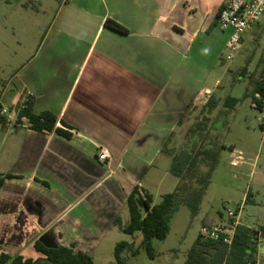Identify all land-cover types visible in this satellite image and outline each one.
<instances>
[{
	"label": "crops",
	"instance_id": "1",
	"mask_svg": "<svg viewBox=\"0 0 264 264\" xmlns=\"http://www.w3.org/2000/svg\"><path fill=\"white\" fill-rule=\"evenodd\" d=\"M224 3L60 0L42 43L15 74L11 107L31 95L33 112H52L72 137L35 131L12 115L0 123V174L13 176L0 188L2 252L33 258L41 242L94 261L102 242L121 232L115 220L128 224L135 188L154 205L164 187L175 190L178 177L159 159L173 158L183 128L190 140H205L234 98L217 97L230 55L231 31L218 27ZM108 19L128 33L107 28ZM199 122L202 130L192 132Z\"/></svg>",
	"mask_w": 264,
	"mask_h": 264
},
{
	"label": "rangeland",
	"instance_id": "2",
	"mask_svg": "<svg viewBox=\"0 0 264 264\" xmlns=\"http://www.w3.org/2000/svg\"><path fill=\"white\" fill-rule=\"evenodd\" d=\"M59 4L60 0H0L1 103L15 118L16 106L11 107V104L14 91L20 85L15 74L42 43ZM36 9H39V15ZM225 69L227 73L222 78L223 87L218 90L217 97L231 95L237 98L235 108L221 115L205 140H190L193 136L187 127L170 146L174 154L192 151L199 146H208V141L214 137V142L222 146L197 215L193 216L186 205L179 207L171 219L167 238L152 241L154 259L141 245L142 238L118 231L102 242L94 256V264H116L115 248L123 241L134 242L135 248H139L137 255L124 250L123 257L128 264H184L201 228L211 221H226L228 210L241 205V223L259 232L257 258L258 264H264V232L260 231L264 227V131L260 126V113L252 107L254 83L264 69V16L244 34L240 49L227 60ZM236 79L241 81L231 87ZM233 150L237 152L236 159L232 156ZM235 160L239 162L237 167L233 166ZM161 164L171 167L172 159L163 155L159 159ZM173 190L163 188L167 193ZM247 194H250L248 199ZM161 199L157 196L156 203ZM32 257L38 260L43 255L35 252Z\"/></svg>",
	"mask_w": 264,
	"mask_h": 264
},
{
	"label": "trees",
	"instance_id": "3",
	"mask_svg": "<svg viewBox=\"0 0 264 264\" xmlns=\"http://www.w3.org/2000/svg\"><path fill=\"white\" fill-rule=\"evenodd\" d=\"M105 26L123 34L128 33L125 27L112 19H108ZM254 84L252 99L255 93L264 91V69L261 77ZM1 97L0 95V112L4 109ZM21 99V102L16 105L18 119L27 118L30 128L35 131L55 133L65 140H71L72 134L68 130L70 128L64 122L62 125L65 129L57 127L58 118L55 114L49 111L35 114L33 112L34 97L23 94ZM238 101L236 98H230L226 108H233ZM208 107L209 104H206L205 108ZM211 111L212 108L209 113ZM7 119V116L0 114L1 124L5 125ZM204 120L207 121V118ZM203 124V122H199L191 131L200 132ZM221 147L216 142H211L205 147L199 146L192 151L183 150L176 153L172 158L171 173L178 177V184L173 192L164 194L161 202L157 205L153 204V197L148 192L141 193L138 188L131 192L127 200L130 216L128 224L123 225L120 218H117L114 224L127 235L133 236L137 232L141 233V245L147 250L151 259L155 257L152 241L167 238L170 232L171 219L181 205H186L193 216L199 212L202 198L217 165ZM11 177L13 176L10 174H0V188L5 180ZM249 195L247 194V199ZM260 231L264 232V227ZM258 234L259 232L241 224L230 246L217 241H203L199 236L188 252L184 264L257 263ZM34 247L37 252L44 256L43 258L35 260L22 256L12 257L0 249V264H94L91 256L83 252L74 253L70 248H48L41 242H36ZM124 250H128L132 255L139 253V248H135L134 242L123 241L118 243L115 248L117 264H128L123 257Z\"/></svg>",
	"mask_w": 264,
	"mask_h": 264
},
{
	"label": "built area",
	"instance_id": "4",
	"mask_svg": "<svg viewBox=\"0 0 264 264\" xmlns=\"http://www.w3.org/2000/svg\"><path fill=\"white\" fill-rule=\"evenodd\" d=\"M264 16V0H225L223 8L218 17V27L221 30H230V37L226 48L229 51V59H232L234 54L240 49L244 34L253 26L258 24ZM252 107L260 113L259 121L262 130L264 131V91L254 94L252 99ZM1 115L12 118L9 110L4 108ZM237 152L233 151L232 156L236 159ZM108 152L101 149L98 159L104 162L108 159ZM239 165L238 160L233 162V166ZM240 207H235L234 210H228V218L226 221H221L214 225H204L200 230V237L203 241H217L230 246L233 242L235 233L241 225ZM250 264H258L250 263Z\"/></svg>",
	"mask_w": 264,
	"mask_h": 264
},
{
	"label": "flooded vegetation",
	"instance_id": "5",
	"mask_svg": "<svg viewBox=\"0 0 264 264\" xmlns=\"http://www.w3.org/2000/svg\"><path fill=\"white\" fill-rule=\"evenodd\" d=\"M44 257V256H43ZM117 264V263H116Z\"/></svg>",
	"mask_w": 264,
	"mask_h": 264
}]
</instances>
